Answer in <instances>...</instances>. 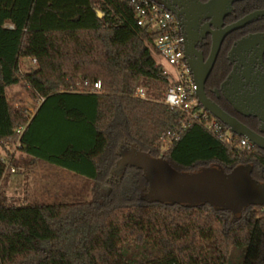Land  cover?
I'll use <instances>...</instances> for the list:
<instances>
[{"label":"trees","instance_id":"trees-1","mask_svg":"<svg viewBox=\"0 0 264 264\" xmlns=\"http://www.w3.org/2000/svg\"><path fill=\"white\" fill-rule=\"evenodd\" d=\"M154 38L121 0H0V147L19 144L95 184L88 202L14 206L0 194V264H264L263 204L240 206L159 163L177 174L244 167L264 183V151L227 145L196 121L180 128L162 102L170 82ZM22 59L35 67L22 74ZM21 80L33 113L8 101Z\"/></svg>","mask_w":264,"mask_h":264},{"label":"flooded vegetation","instance_id":"flooded-vegetation-1","mask_svg":"<svg viewBox=\"0 0 264 264\" xmlns=\"http://www.w3.org/2000/svg\"><path fill=\"white\" fill-rule=\"evenodd\" d=\"M158 2L175 23L188 68L205 77V98L264 140V0Z\"/></svg>","mask_w":264,"mask_h":264},{"label":"rangeland","instance_id":"rangeland-1","mask_svg":"<svg viewBox=\"0 0 264 264\" xmlns=\"http://www.w3.org/2000/svg\"><path fill=\"white\" fill-rule=\"evenodd\" d=\"M34 67L33 61L29 59H22L20 62L22 74ZM24 86L25 83L21 80L19 85L9 88L6 95L12 106L26 107L33 113L35 105L27 98L23 89ZM19 148V145L0 147V161L4 165L0 179V194L3 195L8 205L27 206L75 201L88 202L94 198L95 184L93 181L66 171L57 165L32 159ZM125 157L127 161L138 165L147 164L145 156L136 152H130ZM11 159L15 163L14 165L9 164ZM11 169L13 172L10 171ZM159 176L167 180L169 187L183 194L188 191L183 180L174 179L164 171L159 172ZM106 192V187H102L100 190L96 189L97 195Z\"/></svg>","mask_w":264,"mask_h":264},{"label":"built area","instance_id":"built-area-1","mask_svg":"<svg viewBox=\"0 0 264 264\" xmlns=\"http://www.w3.org/2000/svg\"><path fill=\"white\" fill-rule=\"evenodd\" d=\"M121 1L126 2L132 8L136 25L155 35L153 45L149 50L170 82L162 102L170 110L183 117L184 121L180 128L184 130L188 122L196 121L227 145H237L245 149L252 148L245 138L234 135L199 104L196 96L197 87L184 61L181 37L177 34L171 15L152 0ZM99 90L100 83H94L93 91L98 92ZM135 96L145 98L142 89H138ZM174 136L175 133L163 139L161 154L168 150ZM10 171L13 172L12 169Z\"/></svg>","mask_w":264,"mask_h":264},{"label":"water","instance_id":"water-1","mask_svg":"<svg viewBox=\"0 0 264 264\" xmlns=\"http://www.w3.org/2000/svg\"><path fill=\"white\" fill-rule=\"evenodd\" d=\"M152 1L159 4L158 0ZM210 65L211 64L208 65V68ZM189 70L197 87L196 96L201 107L222 125L227 127L234 135L245 138L252 147L264 151V140L258 139V137L240 125L235 119L228 116L217 106L211 104L203 93L205 77L198 78L191 68H189ZM159 163L162 168L171 175L181 179L195 181L200 188L213 191L218 197H223L230 201L238 199L240 206L247 203H259L264 205V183L254 181L250 176V171L244 167L235 168L228 174H225L220 168L216 167L200 169L192 174H177L165 165L162 160H159ZM165 190L169 192L167 189ZM202 201H204V198L196 200V202Z\"/></svg>","mask_w":264,"mask_h":264}]
</instances>
